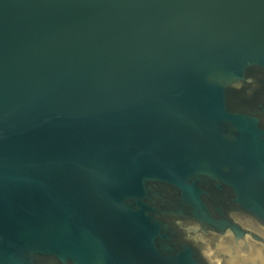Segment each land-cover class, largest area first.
<instances>
[{"label": "water", "instance_id": "water-1", "mask_svg": "<svg viewBox=\"0 0 264 264\" xmlns=\"http://www.w3.org/2000/svg\"><path fill=\"white\" fill-rule=\"evenodd\" d=\"M0 264H264V0H0Z\"/></svg>", "mask_w": 264, "mask_h": 264}]
</instances>
